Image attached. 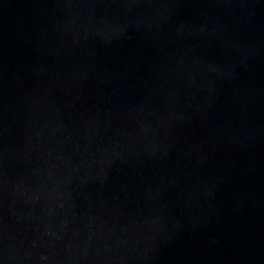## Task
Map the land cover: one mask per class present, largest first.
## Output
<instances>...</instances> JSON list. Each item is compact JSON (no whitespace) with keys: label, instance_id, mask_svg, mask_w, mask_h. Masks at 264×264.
Instances as JSON below:
<instances>
[{"label":"water","instance_id":"obj_1","mask_svg":"<svg viewBox=\"0 0 264 264\" xmlns=\"http://www.w3.org/2000/svg\"><path fill=\"white\" fill-rule=\"evenodd\" d=\"M0 264H264V0H0Z\"/></svg>","mask_w":264,"mask_h":264}]
</instances>
